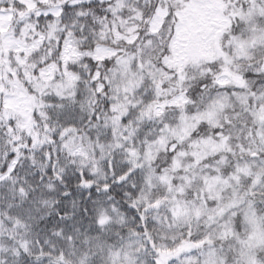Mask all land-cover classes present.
I'll use <instances>...</instances> for the list:
<instances>
[{"label": "snow or ice", "instance_id": "obj_1", "mask_svg": "<svg viewBox=\"0 0 264 264\" xmlns=\"http://www.w3.org/2000/svg\"><path fill=\"white\" fill-rule=\"evenodd\" d=\"M0 264H264V0H0Z\"/></svg>", "mask_w": 264, "mask_h": 264}]
</instances>
